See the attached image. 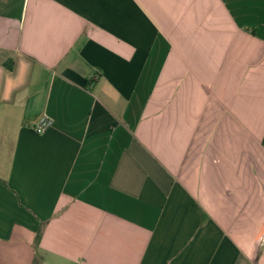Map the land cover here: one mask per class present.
Masks as SVG:
<instances>
[{
  "label": "crops",
  "instance_id": "1",
  "mask_svg": "<svg viewBox=\"0 0 264 264\" xmlns=\"http://www.w3.org/2000/svg\"><path fill=\"white\" fill-rule=\"evenodd\" d=\"M39 228L42 264H264V0H0V264Z\"/></svg>",
  "mask_w": 264,
  "mask_h": 264
},
{
  "label": "built area",
  "instance_id": "2",
  "mask_svg": "<svg viewBox=\"0 0 264 264\" xmlns=\"http://www.w3.org/2000/svg\"><path fill=\"white\" fill-rule=\"evenodd\" d=\"M52 123V119L45 114L38 119V121L32 126V129L37 133H42L46 129L48 130L52 126Z\"/></svg>",
  "mask_w": 264,
  "mask_h": 264
},
{
  "label": "trees",
  "instance_id": "3",
  "mask_svg": "<svg viewBox=\"0 0 264 264\" xmlns=\"http://www.w3.org/2000/svg\"><path fill=\"white\" fill-rule=\"evenodd\" d=\"M40 228L38 229V232L36 234V237H35V240H34V243H33V249L35 251V258H34V261L32 264H42V261H43V258L41 255L38 254V248H37V245L40 241Z\"/></svg>",
  "mask_w": 264,
  "mask_h": 264
}]
</instances>
